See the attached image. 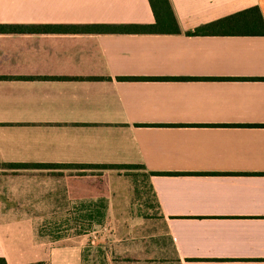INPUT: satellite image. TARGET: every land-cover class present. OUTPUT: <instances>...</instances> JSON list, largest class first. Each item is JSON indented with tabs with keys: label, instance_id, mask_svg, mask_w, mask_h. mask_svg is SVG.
<instances>
[{
	"label": "crops",
	"instance_id": "0c3cea01",
	"mask_svg": "<svg viewBox=\"0 0 264 264\" xmlns=\"http://www.w3.org/2000/svg\"><path fill=\"white\" fill-rule=\"evenodd\" d=\"M169 3L175 32H0L4 264H85L93 227L123 217L124 168L84 164L143 166L170 238L164 258L114 244L109 264H264V34L195 31L264 20V0ZM106 23L154 17L147 0H0V24ZM46 221L86 226L50 239Z\"/></svg>",
	"mask_w": 264,
	"mask_h": 264
},
{
	"label": "rangeland",
	"instance_id": "374dc122",
	"mask_svg": "<svg viewBox=\"0 0 264 264\" xmlns=\"http://www.w3.org/2000/svg\"><path fill=\"white\" fill-rule=\"evenodd\" d=\"M115 172L121 175V178L117 179L109 177L111 185L118 188L115 198L122 197L124 193L125 202L120 206L116 205L113 211L121 213L123 217L119 220L103 222L105 228L101 225L93 227L90 241L86 244L89 250L85 253L87 259L85 264H109V261L122 255L113 250L114 244H127L130 240L145 248V251L138 253L139 257H167L170 254V238L158 219L157 204L147 186L145 172L141 167L124 168ZM78 224L79 222L46 221L42 222L41 232L48 234L50 239L55 237L57 239L58 235L69 233L71 227L73 231H77L86 226V224L79 226ZM115 236L121 240H114Z\"/></svg>",
	"mask_w": 264,
	"mask_h": 264
},
{
	"label": "trees",
	"instance_id": "16d2710c",
	"mask_svg": "<svg viewBox=\"0 0 264 264\" xmlns=\"http://www.w3.org/2000/svg\"><path fill=\"white\" fill-rule=\"evenodd\" d=\"M152 10L154 23L137 24H0V32L20 31H73V32H175L178 31L176 17L171 8L169 0H147ZM196 32L205 34H264V20L257 6H251L243 10L225 15L215 21L206 23L195 29ZM17 167L22 164H8ZM76 166L77 164H69ZM87 167L98 168H134L143 167L140 164H84ZM58 237V236H57ZM56 239V237L54 238ZM5 260L0 258V264Z\"/></svg>",
	"mask_w": 264,
	"mask_h": 264
}]
</instances>
